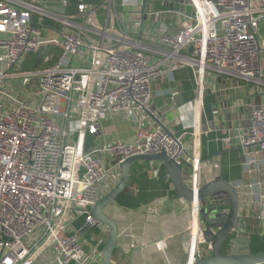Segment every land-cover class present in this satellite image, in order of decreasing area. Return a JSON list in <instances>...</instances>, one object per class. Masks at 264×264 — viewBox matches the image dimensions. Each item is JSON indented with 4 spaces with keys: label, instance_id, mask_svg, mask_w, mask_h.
<instances>
[{
    "label": "built area",
    "instance_id": "built-area-1",
    "mask_svg": "<svg viewBox=\"0 0 264 264\" xmlns=\"http://www.w3.org/2000/svg\"><path fill=\"white\" fill-rule=\"evenodd\" d=\"M117 2L78 4L70 12V0H60V15L43 9L40 0H0V264L96 263L71 232L70 219L79 214L87 226L100 225L90 211L118 183L119 164L164 153L182 167L185 184L196 192L203 180L195 130L205 96L264 95V39L258 34L264 0H168L169 8L146 11L143 18H158L161 25L139 37L118 24ZM119 6L128 10L131 2ZM46 20L57 26L55 36H45ZM116 20V27L109 24ZM165 20L173 22L175 33ZM45 47L59 49L57 62L23 71L25 57ZM184 68L191 69L195 83L192 131L186 126L176 136L156 119L151 87L173 81ZM167 95L169 107L179 109V91L172 88ZM114 117L132 125L131 140L85 149L86 138L98 136ZM220 131L223 149L238 146L241 165L252 177L234 185L239 214L248 223L252 207L258 208L255 221L264 239V104L250 105L243 133ZM105 156L113 159L109 168ZM190 207L185 231L195 262L210 254L211 245L196 204ZM125 236L135 247L133 235Z\"/></svg>",
    "mask_w": 264,
    "mask_h": 264
},
{
    "label": "crops",
    "instance_id": "crops-1",
    "mask_svg": "<svg viewBox=\"0 0 264 264\" xmlns=\"http://www.w3.org/2000/svg\"><path fill=\"white\" fill-rule=\"evenodd\" d=\"M118 0L115 12L118 13V24L128 32H136L137 37L144 33H154L161 25L156 18L141 20L140 8L136 2H131L128 10L120 8ZM104 0H70V12H75L78 4L101 6ZM163 0L146 5V11L165 9L161 6ZM130 4V3H129ZM117 20L111 22L117 26ZM82 23L83 20H75ZM170 33H175L173 22L164 23ZM45 36H55L57 26L44 24ZM53 28H50V27ZM176 88L179 91L177 107L170 108L167 99L168 91ZM151 107L156 110V119L173 135H179L184 127H191L193 101L195 98V83L191 69L184 68L173 74V81L166 79L152 83ZM235 95V96H234ZM219 95L208 93L199 108L197 115L200 133V157L202 166L200 174L203 181L220 178L233 185L252 182V177L246 174L241 165L244 155L236 146L230 150L222 147L220 139L223 137L221 127H225L229 134L243 133L249 122L251 104H264V95L248 96L246 93L237 96L234 93ZM222 102V103H221ZM197 109V107H195ZM203 119L205 127L203 129ZM154 121L153 119H151ZM156 121V120H155ZM154 121V122H155ZM204 131V132H203ZM133 127L120 117H114L103 125V131L96 137H90L87 150L106 141H130ZM104 164L109 168L113 165L111 157H103ZM216 161L217 168L213 165ZM174 195L171 180L160 162H135L131 166L128 185L118 195L114 202L105 208L104 213L117 225L118 237L113 251L111 264H185L189 246L182 242V235L191 219L190 204L183 201H167ZM248 218V233L260 231L255 219L260 214L258 208H253ZM258 213V214H257ZM71 232L77 235L82 243L86 255H93L101 264L100 258L105 246L108 230L104 225L89 227L83 216L73 214L70 219ZM134 237L135 247H130V239Z\"/></svg>",
    "mask_w": 264,
    "mask_h": 264
},
{
    "label": "water",
    "instance_id": "water-1",
    "mask_svg": "<svg viewBox=\"0 0 264 264\" xmlns=\"http://www.w3.org/2000/svg\"><path fill=\"white\" fill-rule=\"evenodd\" d=\"M126 1H136L143 21L146 13V0ZM40 5L43 9L60 15L65 13L60 0H40ZM135 162L163 164L174 192L167 204L172 201L196 204L198 221L205 241L211 245V251L203 259L191 263L187 259L185 264H264V252L252 254L250 251L247 218L239 214V195L235 186L220 178H214L203 181L200 188L193 192L184 182L182 167L167 158L164 153L151 156L137 155L122 161L118 166L120 176L118 183L92 207L90 211L92 220L104 225L108 230L107 240L101 253V264H111L118 237L116 223L104 213V210L128 185L131 166ZM234 229L236 232H233ZM181 238L188 248L189 233L184 231Z\"/></svg>",
    "mask_w": 264,
    "mask_h": 264
},
{
    "label": "trees",
    "instance_id": "trees-1",
    "mask_svg": "<svg viewBox=\"0 0 264 264\" xmlns=\"http://www.w3.org/2000/svg\"><path fill=\"white\" fill-rule=\"evenodd\" d=\"M167 1L168 0H163V3L161 4L163 8L170 7ZM44 24L46 25L53 23L46 20ZM258 34L262 39H264V20L261 21L259 24ZM59 55H60L59 49L55 47H45L36 54L27 55L21 64V69L23 71H39L49 68L57 62ZM46 59L48 60L46 61ZM89 138L90 136L86 138L85 149H87V145H88L87 142L89 141ZM249 248L252 254L264 252V239L262 236L259 235V231L251 232L249 234Z\"/></svg>",
    "mask_w": 264,
    "mask_h": 264
},
{
    "label": "bare ground",
    "instance_id": "bare-ground-1",
    "mask_svg": "<svg viewBox=\"0 0 264 264\" xmlns=\"http://www.w3.org/2000/svg\"><path fill=\"white\" fill-rule=\"evenodd\" d=\"M192 245H193V241L191 242V245H190L189 251H188V256H187L189 263L192 262V255L194 254Z\"/></svg>",
    "mask_w": 264,
    "mask_h": 264
},
{
    "label": "rangeland",
    "instance_id": "rangeland-1",
    "mask_svg": "<svg viewBox=\"0 0 264 264\" xmlns=\"http://www.w3.org/2000/svg\"><path fill=\"white\" fill-rule=\"evenodd\" d=\"M34 1H35V0H34ZM176 1H178V0H176ZM263 66H264V61H263ZM205 123H206V122H205V120L203 119V124H202V125H203V129H206V127H205ZM203 132H204V131H203ZM257 214H258V213H257Z\"/></svg>",
    "mask_w": 264,
    "mask_h": 264
}]
</instances>
